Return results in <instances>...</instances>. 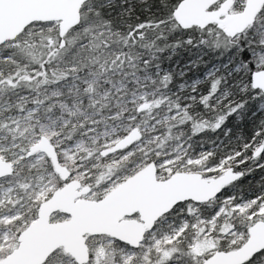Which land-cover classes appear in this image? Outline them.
I'll return each mask as SVG.
<instances>
[{
	"label": "snow or ice",
	"instance_id": "1",
	"mask_svg": "<svg viewBox=\"0 0 264 264\" xmlns=\"http://www.w3.org/2000/svg\"><path fill=\"white\" fill-rule=\"evenodd\" d=\"M0 264H264V0H0Z\"/></svg>",
	"mask_w": 264,
	"mask_h": 264
}]
</instances>
